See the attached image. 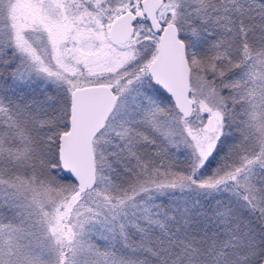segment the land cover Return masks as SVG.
Returning <instances> with one entry per match:
<instances>
[{"label":"snow or ice","instance_id":"snow-or-ice-1","mask_svg":"<svg viewBox=\"0 0 264 264\" xmlns=\"http://www.w3.org/2000/svg\"><path fill=\"white\" fill-rule=\"evenodd\" d=\"M0 264H264V0H0Z\"/></svg>","mask_w":264,"mask_h":264}]
</instances>
